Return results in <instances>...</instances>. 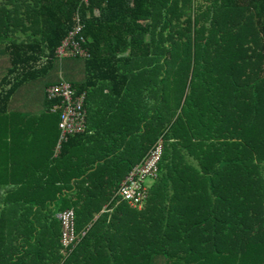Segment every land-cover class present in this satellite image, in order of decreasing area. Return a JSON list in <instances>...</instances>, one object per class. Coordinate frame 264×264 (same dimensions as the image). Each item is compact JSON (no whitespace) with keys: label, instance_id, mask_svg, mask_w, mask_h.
Returning <instances> with one entry per match:
<instances>
[{"label":"trees","instance_id":"1","mask_svg":"<svg viewBox=\"0 0 264 264\" xmlns=\"http://www.w3.org/2000/svg\"><path fill=\"white\" fill-rule=\"evenodd\" d=\"M78 24L86 55L70 58L85 60L87 76L71 87L122 84L130 130L123 124L121 151L101 153L81 179L67 160L86 133L60 144L54 163L70 173L33 188L14 178L0 209V264H153L157 256L163 264H264V0H0L9 61L0 114L18 87L62 60L56 51ZM131 58L141 65L119 72ZM148 80L153 105L136 103L132 116L124 109L137 100L131 86ZM141 114L149 117L142 126ZM160 139L146 204L118 202L121 181ZM104 205L113 211L94 220ZM66 209L84 233L72 248L63 247L55 218Z\"/></svg>","mask_w":264,"mask_h":264},{"label":"crops","instance_id":"2","mask_svg":"<svg viewBox=\"0 0 264 264\" xmlns=\"http://www.w3.org/2000/svg\"><path fill=\"white\" fill-rule=\"evenodd\" d=\"M97 14L98 10L94 9V15ZM136 48L134 46L133 49ZM82 60L83 67L78 64L77 67L74 66L72 69V80L67 82L71 86L83 83L86 79L85 60ZM141 63L142 61L137 58H131L130 61L125 62L121 61L119 72H124L123 68L134 69ZM143 63L152 66L150 59L145 60ZM52 71L53 66L48 70V76L54 77L52 82L31 86L30 84L34 81L37 82L38 78L34 81L25 82L18 87L7 103L5 114H0V209L5 208L3 200L15 186L13 185L14 178H25V180L31 181L33 188L36 185L44 186L49 177L57 179L62 176L61 173L64 171L70 173V169L61 162L54 163L58 156V151H56L58 114L48 110V103L44 98V89L47 85L62 80L57 78L56 75L54 76ZM131 88L133 93H136L137 100L124 107V109H127L132 116L134 115L132 108L138 107L136 103L142 106V110L150 109L153 105L151 82L148 80L146 83H140L135 87L131 86ZM116 90L119 91L120 95L116 94ZM82 93L85 97L84 108L86 111V127L82 133H86V140L79 143L80 152H73L76 153V156H70L67 160V164H72V161L76 163L73 174L80 173L78 174L80 179L85 177L89 170L93 169L90 164L93 163V160L97 163L96 158L101 153L110 155L116 153L119 149L121 151L122 146L119 145V140L122 139V125H126V123H122V112H124L122 111V84L114 87L110 81L95 80ZM143 116L141 114L140 118L138 117L140 126L149 119V117L143 118ZM123 128H125L124 125ZM128 129L130 130V127ZM86 152L88 154H84ZM77 164L79 167H77ZM103 177L108 178V174L105 173ZM48 191L52 192L51 188ZM63 193H66V191ZM104 208L103 206L102 209ZM102 209L94 215V220L106 213ZM33 210H35V207H33ZM60 211L57 210L56 213ZM8 223L6 222V224ZM97 240L102 241L99 238L95 239V242ZM89 243H91L90 240ZM83 252L84 250H81L77 253V259L82 260L85 258ZM108 253H110L109 250Z\"/></svg>","mask_w":264,"mask_h":264},{"label":"built area","instance_id":"3","mask_svg":"<svg viewBox=\"0 0 264 264\" xmlns=\"http://www.w3.org/2000/svg\"><path fill=\"white\" fill-rule=\"evenodd\" d=\"M87 1V0H85ZM81 25L78 24L72 32L63 40L61 46L57 49L56 55L58 58L70 57L76 54L84 56L86 53L79 48L75 37L79 32ZM47 99L54 100L53 109L59 112V138L56 145V150H59L61 142L67 139L69 135L82 133L86 127V111L84 108V94L77 93L69 83L60 82L48 86L45 89ZM162 153L161 139L153 145L147 152L144 158L132 167L126 177L121 181L116 196L118 202L124 201L132 207L137 206L147 197V188L145 181L149 178L156 177L158 170V162ZM74 211L66 209L57 215V220L60 225L61 243L64 248H72L70 245L73 242H78L82 232L76 234Z\"/></svg>","mask_w":264,"mask_h":264},{"label":"rangeland","instance_id":"4","mask_svg":"<svg viewBox=\"0 0 264 264\" xmlns=\"http://www.w3.org/2000/svg\"><path fill=\"white\" fill-rule=\"evenodd\" d=\"M79 65H81V67H83L84 63L83 60L81 58H70V57H63L62 60L60 61H56L53 65V71L52 74L57 78L64 80L66 82H71L72 80V69L75 67H77ZM9 66V61H8V57L6 56L5 50L3 49L2 46H0V77L3 75V73L5 72V68H7ZM4 76V75H3ZM2 78V77H1ZM54 80V77H49V76H45L43 78H39L37 80V82L34 81V83L30 84L31 86L35 85H40V83H42L43 85L49 82H52ZM123 128V125H122ZM57 151V150H56ZM150 182V180H147L145 182V185H147ZM147 187V186H146ZM146 204V198L142 200V202L137 206V209H141L143 208V206ZM107 205H104V209H102L103 212L106 213H111L113 211V209L111 208H107ZM133 206V205H130ZM58 212L55 214V218L57 219V215H59ZM153 264H163V258L161 256H157L155 257V260L153 262Z\"/></svg>","mask_w":264,"mask_h":264}]
</instances>
